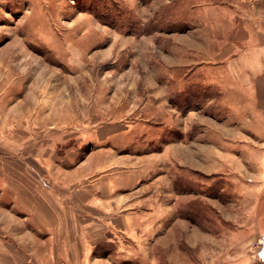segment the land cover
<instances>
[{"label":"rangeland","instance_id":"1","mask_svg":"<svg viewBox=\"0 0 264 264\" xmlns=\"http://www.w3.org/2000/svg\"><path fill=\"white\" fill-rule=\"evenodd\" d=\"M231 46L234 56L264 47V0H0V99L46 103L36 113L59 134L109 120L155 126L174 106L216 117L204 91L243 89L222 57ZM212 177L182 174V195L197 197H182L180 250L165 264H264V187L249 198L235 176Z\"/></svg>","mask_w":264,"mask_h":264},{"label":"crops","instance_id":"2","mask_svg":"<svg viewBox=\"0 0 264 264\" xmlns=\"http://www.w3.org/2000/svg\"><path fill=\"white\" fill-rule=\"evenodd\" d=\"M234 51L222 57L237 65L243 89L204 91V109L216 117L197 119L189 108L182 118L174 106L155 126L109 120L59 134L36 113L46 103L38 109L1 98L0 264H165V254L180 250L174 226L182 197H197L182 195L183 173L235 176L244 196L259 198L264 47ZM215 158L221 161L213 165ZM198 159H204L199 167Z\"/></svg>","mask_w":264,"mask_h":264}]
</instances>
